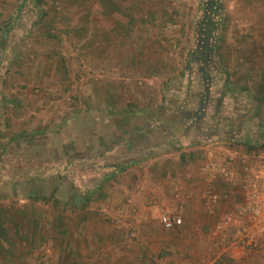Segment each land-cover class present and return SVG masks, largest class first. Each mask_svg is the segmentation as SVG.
<instances>
[{
  "label": "rangeland",
  "instance_id": "obj_1",
  "mask_svg": "<svg viewBox=\"0 0 264 264\" xmlns=\"http://www.w3.org/2000/svg\"><path fill=\"white\" fill-rule=\"evenodd\" d=\"M262 154L264 0H0V264H264Z\"/></svg>",
  "mask_w": 264,
  "mask_h": 264
},
{
  "label": "built area",
  "instance_id": "obj_2",
  "mask_svg": "<svg viewBox=\"0 0 264 264\" xmlns=\"http://www.w3.org/2000/svg\"><path fill=\"white\" fill-rule=\"evenodd\" d=\"M235 177L234 171L226 173V178L232 185H236ZM207 180H210V183L213 182L211 177ZM238 186L243 197L242 203L236 205L233 211L227 213L221 219L220 228H229L242 221H249L256 227H264V154L259 156L254 162H248L245 165ZM202 192L203 202L208 209H214L223 199L227 198L226 195H219L212 185L207 186V189ZM189 196L190 198H195L198 194L197 192H191ZM160 222L168 230L181 228L184 225L182 207L161 213ZM261 238L264 240V233ZM259 243V239L252 233L247 232L246 235L242 236L243 249L257 248Z\"/></svg>",
  "mask_w": 264,
  "mask_h": 264
},
{
  "label": "crops",
  "instance_id": "obj_3",
  "mask_svg": "<svg viewBox=\"0 0 264 264\" xmlns=\"http://www.w3.org/2000/svg\"><path fill=\"white\" fill-rule=\"evenodd\" d=\"M192 149H193V147H192ZM247 163H245V165H246ZM245 165H244V167H245ZM213 169H211V168H209V166H207V167H203V172H202V176H201V178H200V180L202 179V181H201V183H203V185H204V187H203V189H207V186H209V185H212V186H214L215 187V189H217V185L215 186V182H212V183H210V180H207L209 177H211V174H210V172L212 171ZM172 173H176L175 171H172ZM219 185V184H218Z\"/></svg>",
  "mask_w": 264,
  "mask_h": 264
},
{
  "label": "trees",
  "instance_id": "obj_4",
  "mask_svg": "<svg viewBox=\"0 0 264 264\" xmlns=\"http://www.w3.org/2000/svg\"><path fill=\"white\" fill-rule=\"evenodd\" d=\"M213 5H215V4L212 2V3H211V9H212V10H213V8H212ZM209 18H211V13H210V11H207L206 16H205V20H207V19H209ZM217 20H220V18H218ZM210 21L212 22V24H214V25H213V29L216 28V27L219 25V24H218V21L213 22V19H212V18H211ZM215 24H216L217 26H215ZM213 29L211 30V33L213 32ZM211 33H210L209 35H211ZM217 43H218V41H217V39H215L214 44H213L212 46H213L214 48H216ZM212 50H214V49H212ZM122 169H123V170L127 169V166H122Z\"/></svg>",
  "mask_w": 264,
  "mask_h": 264
}]
</instances>
